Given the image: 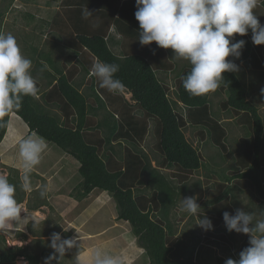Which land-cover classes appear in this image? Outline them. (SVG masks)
<instances>
[{
	"label": "trees",
	"instance_id": "trees-1",
	"mask_svg": "<svg viewBox=\"0 0 264 264\" xmlns=\"http://www.w3.org/2000/svg\"><path fill=\"white\" fill-rule=\"evenodd\" d=\"M13 1L9 0L0 11V24ZM56 1L60 2L58 9L50 19L38 21L39 30H34L30 37L32 47H28L38 93L24 96L21 108L3 118L6 123L0 127V145L14 115L30 134L73 158L79 165L80 179L74 189L75 200L83 208L84 200L95 190L108 193L115 203L117 221L130 225L145 253L146 264H224L225 256L239 259L240 251L249 246V236L243 234L239 239L235 231L226 229L223 206L236 200L233 189L237 186L242 192L251 193L259 207L264 206V120L250 99L253 87H248L240 73V64L244 63L264 82V45L253 44L250 30L246 36L236 35L235 40L246 42L239 59L228 58L238 65V71L223 73L225 82L214 92L193 96L182 86L190 63L184 60L183 64H176L172 49L159 48L155 42L142 46L137 40L136 0H124L114 10L103 7L104 0ZM86 7L92 12L87 19L83 15ZM254 12L264 24V0ZM25 18L28 24L37 23L33 14ZM111 28L120 36L118 53L113 50ZM45 32L51 40H43ZM74 57L78 63L70 69H80L78 79L70 78L66 71ZM97 59L120 65L115 75L125 85L122 92H109L99 86V79L90 71ZM178 68L173 99L170 86L160 75ZM125 93L131 94L133 103ZM213 95L224 96L219 112L233 118L245 132L239 149L233 153L229 175L217 165L202 182L210 191L199 216L206 215L211 220L212 232L203 234L195 228L179 234L173 211L182 198L188 197L187 182L205 167L203 155L188 140L186 130L200 129L220 150L221 163L229 155L228 130L216 114ZM179 103L184 106L183 111L179 110ZM150 133L161 158L159 167L152 165L144 149ZM161 169L172 171L167 176ZM8 170L10 183L17 186L19 205L28 201L30 212L49 206L48 192L44 198L39 195L44 182L33 191L36 200L29 202L28 192L21 187L22 173L13 167ZM30 177L45 181L33 171ZM232 183L234 187L230 186ZM18 236L27 239L21 232ZM0 243V264H17L22 258L28 264H41L54 251L45 248L38 253L30 245L7 246L3 235ZM211 246L221 249L222 256H216Z\"/></svg>",
	"mask_w": 264,
	"mask_h": 264
},
{
	"label": "clouds",
	"instance_id": "clouds-1",
	"mask_svg": "<svg viewBox=\"0 0 264 264\" xmlns=\"http://www.w3.org/2000/svg\"><path fill=\"white\" fill-rule=\"evenodd\" d=\"M260 0H136L135 19L139 22V38L142 46L153 42L163 49L173 50V59L190 63V71L182 77L183 88L193 96H202L217 90L225 82L223 73L238 71L234 57L239 59L245 40H235L236 35L246 36L251 31L254 45H264V24L254 9ZM84 18L92 15L86 7ZM32 60L25 57L15 36L0 32V127L3 118L22 106L24 96H36L37 81L31 74ZM120 65L97 59L90 71L99 79V86L109 92H122L123 82L116 78ZM47 144L43 138L28 137L19 146L22 166V185L32 190L30 173L40 164ZM17 186L7 175L0 174V227L17 220L21 207L16 199ZM47 195L43 185L39 193ZM182 209L196 216L205 230L212 229L211 220L199 216L197 197H184ZM223 221L229 232L249 236V246L239 253V259L228 258L224 264H264V210L259 213L236 209L235 214L223 213ZM78 246L75 238L62 239L59 233L51 236L50 247L63 257L66 249ZM56 256L49 259H55ZM123 264L122 257L95 247L80 253L74 264Z\"/></svg>",
	"mask_w": 264,
	"mask_h": 264
},
{
	"label": "rangeland",
	"instance_id": "rangeland-1",
	"mask_svg": "<svg viewBox=\"0 0 264 264\" xmlns=\"http://www.w3.org/2000/svg\"><path fill=\"white\" fill-rule=\"evenodd\" d=\"M9 0H0V11L5 8ZM59 1L56 0H14L13 4L4 14L2 24H0V32L11 33L15 36L22 54L29 57L28 47L31 48L33 43L30 37L34 36V30H39V20L50 19L53 13L58 9ZM27 14L35 15L37 23L28 24V19L25 17ZM1 19V18H0ZM46 38V39H45ZM51 40V37L45 32L43 40ZM58 39V38H57ZM174 62L183 64V59H174ZM177 69V68H176ZM175 70L173 73L160 75L171 88L170 96L176 99L174 88L176 75L179 72ZM240 73L243 76V81L251 88L250 99L259 108L260 114L264 120V82L261 81L258 73L252 72L246 64H240ZM127 98L131 100V94H127ZM224 98L222 95H213L212 103L217 110L216 114L220 120L225 124L228 130L227 146L229 148V155L227 160L221 163L220 150L213 147L207 136L202 134L198 128H191L185 132L188 140L201 152L204 157L205 167L195 173L193 177L187 182L189 193L188 197H197V203L202 207V203L207 199L208 187L202 185L205 176L211 169L223 168L225 175H229L231 167H233V153L239 149V141L244 135L243 128L239 127L233 118L219 112V103ZM132 101V100H131ZM133 102V101H132ZM179 110L183 111L184 106L179 103ZM11 120L6 137L0 145V174L8 175L9 167L18 169L22 173L21 158L19 156L20 143L28 138H36L34 133H29L26 125L16 116L11 115ZM40 138V137H39ZM156 140L152 134H149L144 144L145 152L152 160L155 167H159L160 155L155 150ZM47 144L46 150L42 153L41 162L33 168L34 174L44 175V180L49 179V176L54 175V179L50 182L48 192L49 206L41 207L38 211L30 212L27 210V202L25 201L20 205L21 212L17 220H12L6 226L0 227V235L5 236L7 246H24L30 245V249L40 253L42 249L50 250L51 236L53 233H59L62 239L75 238L77 245L71 249H66L63 257L54 253L51 255L56 256L55 259H49L46 256L41 264H74L76 257L82 252L86 253L88 250L95 247H102L104 251L112 255L122 257L123 264H146L147 258L144 251L138 246L137 239L131 232L130 225L125 222L117 221V214L115 203L111 196L106 192L95 191L91 193L85 200L83 208L73 197L75 187L79 184V176L74 168L68 165L77 162L54 145ZM264 146V139H263ZM220 157V158H219ZM72 162V163H71ZM211 165V166H210ZM219 165V167H215ZM71 169V177L69 181H64L59 178L63 169ZM73 169V170H72ZM167 174L169 171L161 169ZM162 171V172H163ZM32 190L28 192L29 202L36 200L33 196V191L38 188L43 182L47 185V181L36 180L35 177H30ZM231 187L235 185L230 184ZM48 188V185H47ZM235 199L233 203L228 201L223 208L225 212L235 214L236 209L245 211H253L259 213L264 210L256 204L253 196L249 192H242L239 186L234 187ZM236 201V203H235ZM200 211V209H199ZM174 218H176L178 233L181 231L191 230L198 228L203 234H206L204 228L198 224L196 216H192L182 209L181 202L178 208L174 209ZM79 217L77 218V216ZM54 228V229H52ZM27 236L23 240L18 236L19 233ZM129 232V233H128ZM196 232V231H195ZM240 238L243 237L242 233H237ZM204 237V236H203ZM38 240L41 241L38 247ZM2 244L0 243V246ZM239 245V243H238ZM215 250L216 256H222V251L216 246H211ZM237 256V252L235 254ZM232 257V256H230ZM228 259L229 257H226ZM17 264H28L26 261L19 259ZM87 264V261L84 262Z\"/></svg>",
	"mask_w": 264,
	"mask_h": 264
},
{
	"label": "crops",
	"instance_id": "crops-1",
	"mask_svg": "<svg viewBox=\"0 0 264 264\" xmlns=\"http://www.w3.org/2000/svg\"><path fill=\"white\" fill-rule=\"evenodd\" d=\"M101 1V0H100ZM124 0H104V3H102V5H103V7H105V8H108V9H110V10H114L115 8V6L117 5V4H120L121 2H123ZM114 8V9H113ZM114 28H111L110 30H109V32H110V34H111V37H112V45L114 46V52L115 53H118L119 52V49H118V41H119V38H120V36H119V34H116V32L113 30ZM63 59V58H62ZM78 59H77V57H74L73 58V60H72V62H71V64H70V66H69V68L66 70L67 71V74L69 75V77L70 78H75V79H78V78H80L81 77V71H80V69L79 68H74V69H70L71 67H72V65H76L77 63H78V61H77ZM127 94L128 93H125V96H126V99L127 100H129L131 103H133L130 99H128L127 98ZM10 120H11V118H10ZM150 134H152V133H150ZM65 155H66V153H64ZM72 163V162H71ZM153 165V164H152ZM70 168H74L75 170H76V173H77V170H78V168H79V165L78 164H74V163H72V164H70V165H68ZM155 167V166H154ZM73 170V169H72ZM165 170H168L169 171V173L168 174H170L171 173V171L172 170H169V169H165ZM71 173H73L72 171H71V169H67V168H65V169H63L62 171H61V176L60 175H58L59 176V178H61V179H63L64 177H66V178H64L63 180L64 181H69V175H70V177H71ZM163 173L165 174V172L163 171ZM40 176H42V177H44V175H40ZM170 178H171V176H169ZM54 179V175L53 176H49V179H46V180H48L47 181V185H48V188H47V192H50L49 191V186H50V182L52 181ZM45 180V181H46ZM175 181H177V180H175ZM79 182H80V180H79ZM41 185H39V187H40ZM38 187V188H39ZM38 188H35V189H38ZM96 191V190H95ZM95 191L93 192L94 194H95ZM49 196V195H48ZM48 199H49V197H48ZM85 201L86 200H84V206H85ZM78 215V214H77ZM79 217V215L77 216V218ZM130 232V233H129ZM128 233L129 234H127V235H130L131 234V229H130V231H129Z\"/></svg>",
	"mask_w": 264,
	"mask_h": 264
}]
</instances>
